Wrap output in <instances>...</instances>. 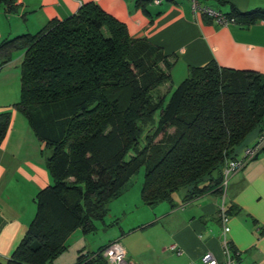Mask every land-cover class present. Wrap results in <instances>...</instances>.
Returning <instances> with one entry per match:
<instances>
[{
  "label": "trees",
  "instance_id": "1",
  "mask_svg": "<svg viewBox=\"0 0 264 264\" xmlns=\"http://www.w3.org/2000/svg\"><path fill=\"white\" fill-rule=\"evenodd\" d=\"M13 2L0 5L10 9ZM152 2L136 5L146 10ZM225 14L243 26L264 20L262 7ZM16 50L22 58L11 106L50 151L52 184L35 194L33 217L7 264H53L71 231H94L143 165L147 206L171 203L181 189L186 201L219 186L226 161L264 126L263 74L215 61L192 66L165 102L158 90L171 81L169 55L132 38L93 2L34 33L1 40L0 68ZM9 120L10 111H0V141ZM106 245L74 264H108Z\"/></svg>",
  "mask_w": 264,
  "mask_h": 264
},
{
  "label": "crops",
  "instance_id": "2",
  "mask_svg": "<svg viewBox=\"0 0 264 264\" xmlns=\"http://www.w3.org/2000/svg\"><path fill=\"white\" fill-rule=\"evenodd\" d=\"M87 2L96 3L123 22L132 38L146 39L161 47L173 62L170 76L171 80L175 77L177 83L188 76L189 67L203 66L210 61L222 67L264 75V20L246 26L222 25L193 12L189 0L150 3L146 10L137 6L136 0H14L10 9L0 5V41L22 33H34L51 20H62L76 13ZM198 2L222 13H228L232 8L239 11L264 8V0ZM21 58V50L13 51L0 68V111H10L9 124L0 141V264H7L24 235L34 214L35 194L52 184L46 167L50 151L35 137L24 116L11 106L18 99ZM259 132L256 129L247 136L236 157L242 156L243 149L256 142ZM176 192L171 203L163 201L147 206L140 197L134 204L144 206L150 210L149 214L133 220L122 233L129 235L152 227L159 230L146 238L154 244H121L126 261L134 264H202L201 255L211 252L222 263L225 256L218 214L224 207L229 227L225 238L237 264H264L263 150L242 169L229 175L225 185L221 183L186 201L183 200L185 192ZM125 194L123 192L109 202L108 210L118 202L114 200L125 198ZM132 207L127 200L120 209L126 213Z\"/></svg>",
  "mask_w": 264,
  "mask_h": 264
},
{
  "label": "rangeland",
  "instance_id": "3",
  "mask_svg": "<svg viewBox=\"0 0 264 264\" xmlns=\"http://www.w3.org/2000/svg\"><path fill=\"white\" fill-rule=\"evenodd\" d=\"M175 80L176 78L174 77L173 80L159 87V94H164L165 102H167L171 92L179 84ZM157 115L158 113L156 114V116ZM142 144L143 141L141 139L140 146H142ZM143 175L144 165L141 166L139 171L130 178L127 187L124 190V193H126L124 196L125 198H121V200H118L120 198L114 200L118 202H115L116 204H113L112 210L107 211L103 220L94 221L95 230L91 232H83L81 228H75L73 231H71V233L66 239L67 248L60 254L56 255L52 259V263L74 264L77 262V257L79 255H88L92 252H95L100 246H104L110 241L119 240L122 245H125L126 243H131V245H135L139 242L152 243L150 241H147L146 238L148 237V235H150V233L158 231L159 228L152 227L150 228V230H137L129 235H125L124 233H122V229L124 228V231L126 232V228L133 220L138 219L147 213L149 214L150 210L144 208V206H140L139 204L138 206L134 205L136 204L138 199L140 201V189L143 180ZM183 192L184 190L181 189L178 190L176 194H183ZM127 200L133 205L132 210L126 213H122L120 208L124 202H127ZM151 252L152 251H149L150 254L154 255V253ZM155 257L156 256L152 257V259H155Z\"/></svg>",
  "mask_w": 264,
  "mask_h": 264
},
{
  "label": "built area",
  "instance_id": "4",
  "mask_svg": "<svg viewBox=\"0 0 264 264\" xmlns=\"http://www.w3.org/2000/svg\"><path fill=\"white\" fill-rule=\"evenodd\" d=\"M163 0H153V4H159ZM165 1H177V0H165ZM193 12L200 13L207 17L212 18L216 22L222 25H228L230 23H235L233 17H229L225 13L215 10L209 6H203L199 4L198 0H189ZM264 148V126L261 128L256 142L247 146L242 151V156L233 159H228L222 169V184L225 185L227 178L232 173H235L242 169L248 161L255 158V156ZM219 219L222 224V245L225 259L222 263L218 262L217 259L211 252H205L201 255L200 261L202 264H237L236 258L232 255L228 248L227 240L225 234L229 231L228 227V215L224 207L219 210ZM103 256L107 260L108 264H134L132 261L125 260V250L118 240L110 241L102 252Z\"/></svg>",
  "mask_w": 264,
  "mask_h": 264
}]
</instances>
